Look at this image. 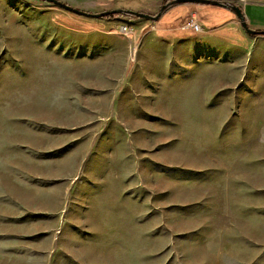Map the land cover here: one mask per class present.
Listing matches in <instances>:
<instances>
[{
    "label": "rangeland",
    "instance_id": "1",
    "mask_svg": "<svg viewBox=\"0 0 264 264\" xmlns=\"http://www.w3.org/2000/svg\"><path fill=\"white\" fill-rule=\"evenodd\" d=\"M194 10L0 0V264H264V46L156 40L182 16L239 40Z\"/></svg>",
    "mask_w": 264,
    "mask_h": 264
},
{
    "label": "crops",
    "instance_id": "2",
    "mask_svg": "<svg viewBox=\"0 0 264 264\" xmlns=\"http://www.w3.org/2000/svg\"><path fill=\"white\" fill-rule=\"evenodd\" d=\"M226 1H231L234 4L240 6L244 12V15L246 17L247 20V24L250 28L253 29H264V0H226ZM194 5L195 3H178V4H174L171 7H169L168 9H166L160 17L162 16H166V14L169 13V15L173 12H178V13H184L185 11H187L188 8H190L191 11H194ZM225 8V7H223ZM160 10V9H159ZM196 14V12H195ZM197 16V14H196ZM159 17V18H160ZM158 18V19H159ZM183 20V16L182 19H180L179 21L176 22H171V24H162L161 26H157L153 23V28L156 32H158L159 34H164L166 37H160L157 36L156 40H159V42H161V44H165L166 46H170L171 49H174L175 47H178V49L182 50L179 53H188L189 56L192 55V41H190L192 38L190 35H183V32L186 30H189V28H187L186 26L183 25L184 21ZM230 21H232L233 25H234V29L236 31H238V41L235 42H239L241 44H237V43H233L230 44L228 43V37L226 36V32L225 30H223V26H216V27H210V28H206L203 27L201 28V33H198L195 36L200 35L201 38L203 39V41H201V46L205 49H209L212 48V46H222L225 47L227 46H231L236 48L237 50L242 49L243 47H241L242 43L247 44V48L249 50L252 49L255 51L254 47H259L261 45L264 46V37H257V36H253L250 34H247L240 26L239 22H238V18L236 16H233ZM192 31V30H191ZM215 32V33H214ZM200 40V39H199ZM144 42H147V40H145ZM226 44V45H225ZM211 45V46H209ZM224 45V46H223ZM191 47V49H190ZM249 53V57L252 56L253 51L248 52ZM254 57H255V64L257 66L261 65V59H263L264 54H261L259 52H255L254 53Z\"/></svg>",
    "mask_w": 264,
    "mask_h": 264
},
{
    "label": "water",
    "instance_id": "3",
    "mask_svg": "<svg viewBox=\"0 0 264 264\" xmlns=\"http://www.w3.org/2000/svg\"><path fill=\"white\" fill-rule=\"evenodd\" d=\"M43 1H47V2L52 3L54 5L63 7L67 10L73 11L75 13L83 14V15H90V16H94V17H104L107 15H113V14H128V15H134L137 17H144V18L150 19L152 21L157 20L166 9H168L169 7H171L174 4H178V3H207V4H213V5L225 7V8H228V9H231L232 11H234L236 17L238 18V22H239L241 28L247 34H250V35H255L257 33L264 34V30L252 29L248 26L244 12L240 6L235 5L233 2L226 1V0H169L160 7V10L155 15L143 13V12H136V11H132V10H125L122 8H113V9L104 10V11H101L98 13H91V12H86V11L77 9L75 7H72L71 5H69L65 2H62L60 0H43Z\"/></svg>",
    "mask_w": 264,
    "mask_h": 264
},
{
    "label": "built area",
    "instance_id": "4",
    "mask_svg": "<svg viewBox=\"0 0 264 264\" xmlns=\"http://www.w3.org/2000/svg\"><path fill=\"white\" fill-rule=\"evenodd\" d=\"M186 27H190L196 31H201V27H199V24L194 20L190 19L188 22H186ZM124 30H126V27H123Z\"/></svg>",
    "mask_w": 264,
    "mask_h": 264
},
{
    "label": "trees",
    "instance_id": "5",
    "mask_svg": "<svg viewBox=\"0 0 264 264\" xmlns=\"http://www.w3.org/2000/svg\"><path fill=\"white\" fill-rule=\"evenodd\" d=\"M104 18L106 19H110V18H119V14H113V15H107V16H104ZM253 36H257V37H264V34H261V33H257Z\"/></svg>",
    "mask_w": 264,
    "mask_h": 264
}]
</instances>
